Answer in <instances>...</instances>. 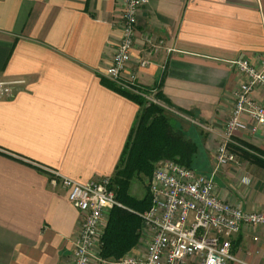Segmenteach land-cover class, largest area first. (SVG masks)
<instances>
[{"label":"crops","instance_id":"obj_1","mask_svg":"<svg viewBox=\"0 0 264 264\" xmlns=\"http://www.w3.org/2000/svg\"><path fill=\"white\" fill-rule=\"evenodd\" d=\"M123 1L0 0V81H23L0 98V264H70L80 214L48 170L85 183L112 177L120 164L140 108L101 78L111 82L105 73ZM144 58L149 64L139 67ZM239 58H264V0H148L139 13L128 68L172 104L171 124L196 144L203 173L213 170L243 80L231 64ZM252 95L264 105V88ZM247 121L234 139L264 151V126L252 131ZM239 158L213 174L216 193L264 211V167ZM141 222L127 254L143 253L149 240ZM100 247L101 238L91 264H103ZM231 253L227 264H264V226H243Z\"/></svg>","mask_w":264,"mask_h":264},{"label":"built area","instance_id":"obj_2","mask_svg":"<svg viewBox=\"0 0 264 264\" xmlns=\"http://www.w3.org/2000/svg\"><path fill=\"white\" fill-rule=\"evenodd\" d=\"M148 0H124L118 28L120 37L115 44L105 76L120 89L141 94L146 100L159 103L154 95L156 87L142 91L135 70L129 69L134 46L137 18ZM148 52L158 45L147 40ZM148 59H139L145 67ZM243 76L233 90L232 108L225 120L223 134L215 143L214 167L210 174L198 172L171 159L157 162L147 181L150 207L140 214L149 240L141 254H126L122 258L99 263L109 264H227L236 260L231 253V240L243 226H264V211L245 210L220 198L216 193L213 174L221 166L238 165L240 158L232 146L241 147L233 135L248 128L255 131L264 126V105L253 97L257 87L264 88V58L251 62L239 58L231 62ZM22 80L0 81V98L10 96ZM247 118V119H246ZM52 186L66 191L67 200L78 210L80 225L73 242L70 264H91L99 246L105 225V215L113 207H122L110 188L111 177H100L81 183L48 170Z\"/></svg>","mask_w":264,"mask_h":264},{"label":"trees","instance_id":"obj_3","mask_svg":"<svg viewBox=\"0 0 264 264\" xmlns=\"http://www.w3.org/2000/svg\"><path fill=\"white\" fill-rule=\"evenodd\" d=\"M101 83L130 99L140 108L137 122L110 183L116 199L124 208L115 206L110 210L107 225L101 236L100 256L103 259H119L126 255L139 239L138 230L142 220L140 214L135 212H143L151 204L148 191L141 198L129 193L131 181L141 175L149 178L155 164L164 159H171L194 169L196 144L187 140L181 130L173 128L170 113L162 105L146 100L139 93L120 89L115 83L104 78H101ZM142 91L148 92V89L143 88ZM154 97L172 107L160 92H156ZM239 143L241 147H231L238 157L240 155L264 167V151L244 142Z\"/></svg>","mask_w":264,"mask_h":264},{"label":"rangeland","instance_id":"obj_4","mask_svg":"<svg viewBox=\"0 0 264 264\" xmlns=\"http://www.w3.org/2000/svg\"><path fill=\"white\" fill-rule=\"evenodd\" d=\"M158 104H162V106H164V108L171 113L170 109L168 106H166L165 104L159 102ZM204 139L206 138V136H203ZM218 140V139H217ZM194 161L196 162V164H194V169L198 172H202L205 171V167H202L201 164H198L199 161H201V156L198 155V153H196V156H194ZM147 181L148 178L141 175L140 178H134L131 181L130 187H129V193L136 197V198H141L144 196L145 192L148 191L147 189Z\"/></svg>","mask_w":264,"mask_h":264}]
</instances>
